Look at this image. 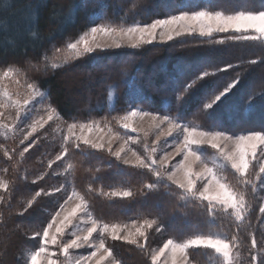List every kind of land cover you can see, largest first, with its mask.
I'll return each instance as SVG.
<instances>
[{
    "label": "trees",
    "instance_id": "trees-1",
    "mask_svg": "<svg viewBox=\"0 0 264 264\" xmlns=\"http://www.w3.org/2000/svg\"><path fill=\"white\" fill-rule=\"evenodd\" d=\"M196 12L264 13V0H0V74L43 93L34 112L45 107L55 116L34 141L0 136V264H27L71 193L100 223L151 224L139 244L107 240L120 264H154L152 252L167 241L216 236L238 264H264V191L256 162L244 174L224 170L223 183L236 200L227 208L64 136L65 127L84 123L114 129L132 108L228 136H264L259 32L191 35L62 61L68 43L100 24L145 25ZM186 256L189 264L224 263L212 248H188Z\"/></svg>",
    "mask_w": 264,
    "mask_h": 264
},
{
    "label": "rangeland",
    "instance_id": "rangeland-1",
    "mask_svg": "<svg viewBox=\"0 0 264 264\" xmlns=\"http://www.w3.org/2000/svg\"><path fill=\"white\" fill-rule=\"evenodd\" d=\"M180 16L194 17L191 23L181 22L186 32L172 39H161V24L154 33L153 42L139 43L136 47L164 45L186 36H209L230 31H256L264 36V13L224 15L221 13H181ZM162 19V20H166ZM157 21V20H156ZM149 24L130 25L100 24L96 27L126 30L145 27ZM92 29V28H91ZM91 29L80 35L92 39ZM97 42L104 50L133 49V42L116 40L112 36L96 34ZM116 43L120 46L116 47ZM78 48L82 45L78 43ZM66 62L74 57L66 46ZM11 75L0 74V136L22 134L23 140L34 141L36 136L55 123L54 114L45 107L34 112L43 99V93L33 86L15 83ZM109 104L113 103V89L109 90ZM65 138L98 151H106L122 166L149 168L157 178L196 194L207 201L234 207L236 200L223 183V172L233 168L244 174L250 162L259 165V187L264 191V136L259 133H242L228 136L221 132L202 129L193 123H178L166 116L132 108L116 128L101 123H84L65 127ZM262 206L264 208V199ZM151 224L136 221L124 224H105L96 221L89 213L84 201L76 193L67 197L63 206L51 216L40 234V246L27 257V264H120L107 247V240L126 244H139ZM79 237V239H77ZM86 238V240H85ZM76 240L80 247L70 242ZM200 241V243H193ZM143 244V243H142ZM212 248L224 259L223 264H238L221 237H196L182 244L167 241L151 254L154 264H189L186 249Z\"/></svg>",
    "mask_w": 264,
    "mask_h": 264
},
{
    "label": "snow or ice",
    "instance_id": "snow-or-ice-1",
    "mask_svg": "<svg viewBox=\"0 0 264 264\" xmlns=\"http://www.w3.org/2000/svg\"><path fill=\"white\" fill-rule=\"evenodd\" d=\"M194 19V17L180 16L166 20H157L151 25H147L145 27H133L126 30L93 27L91 29V32L93 34L92 39L80 40L79 43L82 45V48H78V50L82 52H92L95 48L103 49L104 46L96 40V34H102L103 36H112L116 40H127L129 42L134 41V43L131 44V46L134 48L139 43L153 42L154 33L158 30L161 24L164 26L163 32L160 33L161 39L166 38L167 40H170L174 36L187 31V29L182 26L181 22L191 23ZM115 46L119 47L120 44L116 43Z\"/></svg>",
    "mask_w": 264,
    "mask_h": 264
},
{
    "label": "clouds",
    "instance_id": "clouds-1",
    "mask_svg": "<svg viewBox=\"0 0 264 264\" xmlns=\"http://www.w3.org/2000/svg\"><path fill=\"white\" fill-rule=\"evenodd\" d=\"M78 42L76 43H68L67 44V49L70 51V54L73 55L74 57H80L82 55H84L85 52L79 51L78 50ZM77 239H79V237H77ZM86 240V238H85ZM72 245L76 246V247H80V244L76 243V240H73L70 242ZM193 243H200V241H193Z\"/></svg>",
    "mask_w": 264,
    "mask_h": 264
}]
</instances>
